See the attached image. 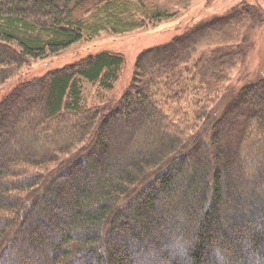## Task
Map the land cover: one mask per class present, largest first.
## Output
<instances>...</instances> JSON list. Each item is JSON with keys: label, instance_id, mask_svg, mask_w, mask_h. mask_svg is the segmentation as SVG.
<instances>
[{"label": "trees", "instance_id": "16d2710c", "mask_svg": "<svg viewBox=\"0 0 264 264\" xmlns=\"http://www.w3.org/2000/svg\"><path fill=\"white\" fill-rule=\"evenodd\" d=\"M176 12L157 0H0V84L85 37ZM261 15L240 3L142 50L113 104L86 106L81 85L113 89L124 59L109 51L6 93L0 264H264V77L219 91Z\"/></svg>", "mask_w": 264, "mask_h": 264}, {"label": "rangeland", "instance_id": "374dc122", "mask_svg": "<svg viewBox=\"0 0 264 264\" xmlns=\"http://www.w3.org/2000/svg\"><path fill=\"white\" fill-rule=\"evenodd\" d=\"M157 2L163 10H167L169 13L176 10V14L163 18L157 23L150 22L142 28L131 29L124 33L101 31L92 37L83 38L57 54L31 60L28 65L21 68L18 75L0 84V99L24 81L43 76L48 72L80 61L89 55L109 51L122 55L124 59V65L118 80L114 83L113 89L100 91L98 94L96 84L82 81L81 85L86 106L90 107L99 103L101 105L106 103L113 104L129 86L134 62L142 50L170 40L173 36L197 22L222 16L233 6L240 3L260 8L262 15L254 20L253 25L249 29L246 28L244 30V35L250 39L252 44V49L246 56L245 63L232 69L230 79L222 85L219 91L227 94L226 89L228 88L235 91L256 77H264V0H157ZM140 17L145 18L141 15ZM145 19L148 22L152 20L149 17ZM227 100V95H223L216 105L215 116L220 114ZM161 211V207L157 206L154 211L150 212V215H147L155 217ZM54 223L60 226L58 220L54 219L52 223H48L52 231L55 230ZM48 240L52 243L54 242L51 238ZM127 243L119 240V245L123 247L122 250L128 248ZM166 249L169 252L180 251L176 243Z\"/></svg>", "mask_w": 264, "mask_h": 264}]
</instances>
